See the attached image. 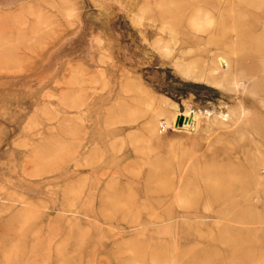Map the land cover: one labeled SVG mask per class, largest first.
<instances>
[{
    "label": "rangeland",
    "instance_id": "374dc122",
    "mask_svg": "<svg viewBox=\"0 0 264 264\" xmlns=\"http://www.w3.org/2000/svg\"><path fill=\"white\" fill-rule=\"evenodd\" d=\"M0 264H264V0H0Z\"/></svg>",
    "mask_w": 264,
    "mask_h": 264
},
{
    "label": "water",
    "instance_id": "95a60500",
    "mask_svg": "<svg viewBox=\"0 0 264 264\" xmlns=\"http://www.w3.org/2000/svg\"><path fill=\"white\" fill-rule=\"evenodd\" d=\"M187 119H185L183 116L178 117L176 125L178 127H182L184 123H187Z\"/></svg>",
    "mask_w": 264,
    "mask_h": 264
},
{
    "label": "bare ground",
    "instance_id": "6f19581e",
    "mask_svg": "<svg viewBox=\"0 0 264 264\" xmlns=\"http://www.w3.org/2000/svg\"><path fill=\"white\" fill-rule=\"evenodd\" d=\"M183 117H184L185 119L188 120L187 123H184L183 128L192 125V121H193V119L191 118V116H186V115L184 116V115H183Z\"/></svg>",
    "mask_w": 264,
    "mask_h": 264
}]
</instances>
